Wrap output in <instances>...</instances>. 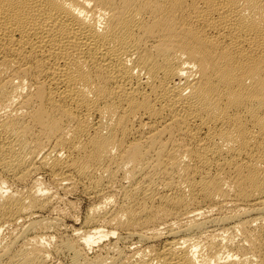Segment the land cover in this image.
<instances>
[{
  "label": "bare ground",
  "instance_id": "1",
  "mask_svg": "<svg viewBox=\"0 0 264 264\" xmlns=\"http://www.w3.org/2000/svg\"><path fill=\"white\" fill-rule=\"evenodd\" d=\"M0 264H264V0H0Z\"/></svg>",
  "mask_w": 264,
  "mask_h": 264
},
{
  "label": "rangeland",
  "instance_id": "2",
  "mask_svg": "<svg viewBox=\"0 0 264 264\" xmlns=\"http://www.w3.org/2000/svg\"><path fill=\"white\" fill-rule=\"evenodd\" d=\"M81 197H82V196H77V197H76V195H75V196H71V198H72L71 200L73 201V199H74L73 202H75V203L77 202V203H76L77 207H78V206H79V207L81 206L80 208H78L77 212L80 211L81 209H82V210L84 209L83 212H82V210L80 211V213L78 212V214H79L78 216H80V217L83 216L86 207L89 205V204H87V203L89 202V200L86 199V198H83V197L81 198ZM87 200H88V201H87ZM80 201H81V202L83 201V202L81 203ZM84 201H85V202H84ZM78 202H79V203H78ZM82 205H83V206H82ZM84 206H85V207H84ZM79 209H80V210H79ZM81 214H82V215H81ZM78 220H79V221H78ZM78 220H77V219H76V221H75V219H68V220H66V225H67V227H68L69 229L72 228V227L70 228V226H73V228H75V229L79 228V226L81 225V221H82V220H81V219H78ZM74 221H75L76 223H75ZM67 223H68V224H67ZM79 223H80V224H79ZM73 224H74V225H73Z\"/></svg>",
  "mask_w": 264,
  "mask_h": 264
}]
</instances>
